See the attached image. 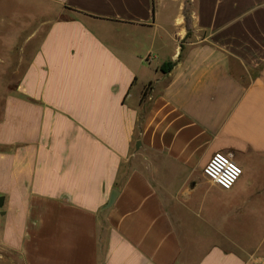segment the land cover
Listing matches in <instances>:
<instances>
[{
    "label": "crops",
    "instance_id": "obj_1",
    "mask_svg": "<svg viewBox=\"0 0 264 264\" xmlns=\"http://www.w3.org/2000/svg\"><path fill=\"white\" fill-rule=\"evenodd\" d=\"M4 2L1 256L246 264L203 169L223 152L264 176V0Z\"/></svg>",
    "mask_w": 264,
    "mask_h": 264
},
{
    "label": "rangeland",
    "instance_id": "obj_2",
    "mask_svg": "<svg viewBox=\"0 0 264 264\" xmlns=\"http://www.w3.org/2000/svg\"><path fill=\"white\" fill-rule=\"evenodd\" d=\"M4 3V12L8 8L15 11L18 6L14 0H5ZM13 30L8 28L0 32L11 34ZM1 50L3 48L0 47V54ZM245 179L246 175H243L231 191L236 198L237 208L235 211L228 210L226 229L215 237L217 244L226 248L229 253L243 256L246 264H258L264 259V176L259 173L256 180L248 184L244 183ZM0 264L21 262L15 254H3L2 257L0 253Z\"/></svg>",
    "mask_w": 264,
    "mask_h": 264
},
{
    "label": "built area",
    "instance_id": "obj_3",
    "mask_svg": "<svg viewBox=\"0 0 264 264\" xmlns=\"http://www.w3.org/2000/svg\"><path fill=\"white\" fill-rule=\"evenodd\" d=\"M205 177L215 186L230 191L243 175V168L234 160L231 153L217 152L203 169ZM264 264V259L257 262Z\"/></svg>",
    "mask_w": 264,
    "mask_h": 264
},
{
    "label": "water",
    "instance_id": "obj_4",
    "mask_svg": "<svg viewBox=\"0 0 264 264\" xmlns=\"http://www.w3.org/2000/svg\"><path fill=\"white\" fill-rule=\"evenodd\" d=\"M119 192L117 189H114L111 193V196H110V199H109V202L107 204V207H111L114 202L116 201L117 199V196H118ZM3 204H4V199L3 198H0V207H3Z\"/></svg>",
    "mask_w": 264,
    "mask_h": 264
},
{
    "label": "trees",
    "instance_id": "obj_5",
    "mask_svg": "<svg viewBox=\"0 0 264 264\" xmlns=\"http://www.w3.org/2000/svg\"><path fill=\"white\" fill-rule=\"evenodd\" d=\"M174 63L172 62H169V63H165L163 64L161 67H160V70L163 72V73H168L172 70V68L174 67Z\"/></svg>",
    "mask_w": 264,
    "mask_h": 264
}]
</instances>
